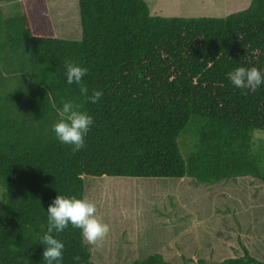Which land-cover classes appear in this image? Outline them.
Segmentation results:
<instances>
[{
    "label": "trees",
    "instance_id": "obj_1",
    "mask_svg": "<svg viewBox=\"0 0 264 264\" xmlns=\"http://www.w3.org/2000/svg\"><path fill=\"white\" fill-rule=\"evenodd\" d=\"M2 1L0 264H47V208L57 195L83 199L88 177L264 183L253 136L264 131V84L239 89L227 76L238 67L264 72V0L224 18L154 16L145 0H79L80 41L58 37L47 0H4L20 1L11 16ZM66 61L88 69L87 95L67 84ZM93 90L103 92L97 103L87 99ZM66 101L93 118L75 152L53 131V104ZM52 235L64 244L60 264H95L80 229ZM131 264L172 263L153 253ZM198 264L264 261L244 248L242 257Z\"/></svg>",
    "mask_w": 264,
    "mask_h": 264
},
{
    "label": "rangeland",
    "instance_id": "obj_2",
    "mask_svg": "<svg viewBox=\"0 0 264 264\" xmlns=\"http://www.w3.org/2000/svg\"><path fill=\"white\" fill-rule=\"evenodd\" d=\"M151 14L166 18H224L247 9L251 0H145ZM56 34L82 39L79 0H47ZM14 4L2 1L7 16ZM15 8V7H14ZM255 149L264 153V131L254 132ZM180 145L184 157L190 134ZM4 190L0 186V206ZM5 198V197H4ZM110 227L99 246L89 245L95 264H131L162 254L172 264L220 263L250 254L264 261V183L252 177L216 185L181 180L87 178L85 197Z\"/></svg>",
    "mask_w": 264,
    "mask_h": 264
},
{
    "label": "clouds",
    "instance_id": "obj_3",
    "mask_svg": "<svg viewBox=\"0 0 264 264\" xmlns=\"http://www.w3.org/2000/svg\"><path fill=\"white\" fill-rule=\"evenodd\" d=\"M67 84L73 83L80 86L82 94L87 95L88 88L83 84V78L88 73V69L77 66L73 61L65 62ZM228 79L239 89H256L264 84V72L253 66L251 68L238 67L228 74ZM103 92L93 90L87 99L92 103H97ZM53 107L58 114V121L53 124L55 136L62 144L74 146L72 151H79L85 146V136L93 124V118L85 112L80 111V105L71 101L63 102L61 108ZM48 227L47 232L40 238L45 250L43 259L47 264H60L63 258L64 244L54 238L52 233L63 232L69 224L78 228L82 232L84 240L92 246H99L108 235L110 227L97 215L95 203L86 198L78 199L75 196L65 197L57 195L47 208ZM79 256L73 257L76 262L80 261Z\"/></svg>",
    "mask_w": 264,
    "mask_h": 264
}]
</instances>
